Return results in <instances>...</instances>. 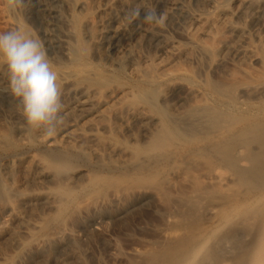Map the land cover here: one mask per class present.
Segmentation results:
<instances>
[{
  "label": "rangeland",
  "instance_id": "rangeland-1",
  "mask_svg": "<svg viewBox=\"0 0 264 264\" xmlns=\"http://www.w3.org/2000/svg\"><path fill=\"white\" fill-rule=\"evenodd\" d=\"M25 1L22 8L11 12L6 0H0V31L21 29L31 33L42 42L47 56L53 60L58 56L55 49L46 44L44 18L34 4ZM256 1L259 2L258 10L253 12L250 8L248 17L242 18L222 14L224 9L232 13L240 10L241 0H178V8L184 12L174 10L168 17L166 29H155L140 43L133 39L123 40L122 55L111 54L107 59L97 57L96 46L106 41L104 28L111 25L108 16L120 18L125 27L133 31L147 25L143 23V16L149 8L162 13L170 0H128L132 8L140 9V19L131 24L122 15L120 0H76L70 13L53 5L57 11L53 33L70 39L77 48L78 60L72 67H54L62 88V103L69 99L64 79L70 74L66 70L72 68L70 75L76 74L79 85L92 84L103 90L96 98L95 109L99 113L87 119H82L79 114L66 118L54 137L29 130L25 122L27 133L7 137L0 147V174L11 190L36 189L31 176L20 168L15 153L23 152L26 154L23 157H44L52 148H58L73 150L91 176L96 180L100 178L94 187L76 188V183L68 189L64 187L74 198L57 211L45 210L38 205L19 207L14 203L12 208H17L20 217L17 219L13 209L0 200V264H137L142 260L141 254L159 249L167 237L175 234L176 223L180 220L178 209L183 194L190 188L187 180L200 173L195 164L224 172L211 154L194 160V156L185 150L202 146L207 139L209 142L215 139L227 141L241 129L249 131L240 139L228 142L238 144L248 137L254 139L255 135H262L264 0ZM80 2L85 6L79 7ZM195 16L200 20L195 22ZM229 21L244 28L242 37L229 33ZM86 23L90 30L88 39L83 29ZM67 25L72 28L69 30ZM223 40H230L235 48L249 47L251 53L239 58L232 48L221 56L216 51ZM167 41L184 53L181 59L161 55L160 49ZM175 85L178 87L172 92L171 87ZM185 86L194 88L197 93L190 104L179 103L180 117L185 120L190 108L195 107L199 109L196 116H202L208 124L194 126V133L187 129L170 132L166 129L172 145L180 151L169 154L170 141L158 150L169 156L150 173L153 176L149 179L152 192L144 198L135 192L142 175L122 173L118 167L123 161L128 162L132 153L150 151L152 138L143 131L141 119L127 115L131 98L123 97L122 92L129 88L132 93L139 94V103H149V112L158 122L154 129L159 131V125H166L175 115L172 105L186 93ZM115 87V93L104 95L106 89ZM215 87L220 92H216ZM8 99L0 96V133L4 136L5 129L13 125V116L19 113L16 101L13 103V99ZM207 114L210 121L205 118ZM65 128L76 129L80 140L68 142L63 139L61 131ZM92 134L99 139L102 157H97L86 146V140ZM167 139L168 134L159 140V145ZM112 147L125 148L128 157L112 154ZM171 155L173 158L168 161ZM102 165L106 168H101ZM9 168L13 169L11 176L6 173ZM205 222L214 225L217 217L211 215ZM41 223L40 229L34 228ZM23 227H28L32 236L24 237L25 247L16 249L11 239L13 235L21 234Z\"/></svg>",
  "mask_w": 264,
  "mask_h": 264
},
{
  "label": "bare ground",
  "instance_id": "bare-ground-1",
  "mask_svg": "<svg viewBox=\"0 0 264 264\" xmlns=\"http://www.w3.org/2000/svg\"><path fill=\"white\" fill-rule=\"evenodd\" d=\"M29 1L34 4V7L44 18L46 44L51 48L53 47L55 54L58 56L51 60L53 66L61 67L62 69L72 67L75 61L77 62L78 60L76 59L77 48L70 39L61 36L57 37L53 33L52 27L57 15L53 5L70 13L73 9V1L76 0ZM120 2L122 15L125 17L134 8L128 3V0H120ZM258 3L256 0H241L240 10L232 13L224 9L222 14L226 17L230 15L242 18L248 17L247 10L251 8L253 12H256ZM78 6L84 7L85 4L80 2ZM178 7V0H170L163 12L167 11L168 17L174 10L183 13L184 9H179ZM107 20L111 25L107 29L104 28L106 41L96 46L97 57L103 59H107L111 54H117L118 57L122 55L123 47L121 43L123 40L133 39L135 43H140L144 38L151 35L153 31L150 30V25L129 31L120 18L108 16ZM199 20V17H194L195 22ZM226 20L228 21L227 18ZM67 28L70 30L72 26L67 25ZM227 28L229 33H234L239 37H242L245 33L244 28L236 26L232 21L228 22ZM83 29H85L84 36L88 39L90 30L87 23L84 24ZM206 34L208 35L209 32L206 31ZM232 48L235 47L230 40H223L220 49L216 52H219L222 56L227 50ZM233 51L239 58L248 56L251 53L250 48L244 46H238ZM160 53L176 60L181 59L184 54L178 51L173 43L169 41L164 43ZM66 71L70 74L73 72L72 68ZM70 74L64 79V83L67 84V96L69 98L63 102L65 117L68 118L79 114L83 117L82 119H87L89 116L99 113L95 109L96 98L102 94L103 90L101 91L99 87L92 84L79 85L77 77L74 76L76 74ZM137 77H140V75H137ZM177 87L176 85L172 86L171 91H175ZM185 87L186 93L179 97L178 103L172 105L175 115L166 125H159V131L154 129L158 122L154 121L155 118L149 112V103H139V94L132 93L129 88H125L122 92L124 94L123 97L130 96L131 98L127 115L131 118L141 119L143 131L146 134H150L149 138H152L149 145L151 147L150 151L149 149L138 150V152L132 153L131 158H127L129 159L128 162L123 161V164L118 167L122 173L142 175L141 184H138L139 186L135 192L144 198L149 197L152 192L151 182L149 181L153 177L150 174L153 172L152 170L160 167L169 154L174 155L180 151V148H177V151L174 144L172 145L169 132L172 129L183 131L187 129L189 132L194 133L192 130L194 126L205 127L208 124L202 116H196L199 109L195 107L190 108V114L185 120L180 117L178 111L179 103L190 104L197 93L194 88ZM115 89L117 88L106 89L104 95L115 93ZM215 91L220 92L216 87ZM1 95L7 96L9 101L13 99L12 102L15 103V99L8 90L6 69L2 64H0ZM123 97L120 100H123ZM205 118L209 121L211 120L208 114ZM12 121L13 125L5 129V136L0 133V147L5 144L4 140L7 137L13 134L24 136L27 133L24 125L25 120L20 113L14 115ZM73 129H63L61 131L63 139L69 140L68 142L80 140L81 136H78L76 129ZM166 129H169V132ZM246 131L249 130H238L228 140L240 139L246 135ZM167 134L168 139L163 140L161 145H159V140ZM207 140L204 145L185 150V152L192 154L194 160L198 156L211 154L212 159H215V162L221 166L220 169L224 170V172L219 170L211 171L205 169V165L195 164L200 173L190 176L187 180L190 188L188 192L183 194L184 198L178 209L180 220L176 223L177 231L167 237L165 243L159 249L141 254L142 260L137 264H264V127L261 136L255 135L254 139H249L248 137L238 144L232 141L228 142V140L221 141L220 139H215V144H213L214 142ZM86 141L89 151H92L97 157L104 156L103 150L98 147L99 139L96 135L92 134ZM168 141L171 142V150L168 151L169 154H162L158 150ZM176 142L174 141L173 143ZM111 149L114 155H125L128 157L125 148L112 147ZM15 156L19 157L20 168H24L27 171L37 188L25 192L18 188L11 190L6 186L0 174V200L9 208H12L15 203L19 207L38 205L45 210L57 211L62 208L65 202L73 200L74 197L71 191L66 190L72 183L77 184L76 188L94 187L95 182L100 178L96 180L91 176V173L86 170L87 166L78 159L81 157H78L73 150L52 148L44 157H23L26 156L23 152H17ZM172 158L171 155L168 161ZM79 162H81V165H79ZM101 168L105 169L106 166L102 165ZM12 171L13 169L9 168L6 173L11 176ZM12 209L16 218L20 219L17 214V208ZM211 215L217 217V223L207 225L205 221ZM41 227L42 223L34 225L36 229ZM26 236H32L28 227H23L21 234L12 236L11 241L16 249L25 247L26 241L24 237Z\"/></svg>",
  "mask_w": 264,
  "mask_h": 264
},
{
  "label": "clouds",
  "instance_id": "clouds-1",
  "mask_svg": "<svg viewBox=\"0 0 264 264\" xmlns=\"http://www.w3.org/2000/svg\"><path fill=\"white\" fill-rule=\"evenodd\" d=\"M6 4L11 12H16L24 6V0H6ZM125 19L129 24L140 19L139 7L132 9ZM167 21V11L157 13L154 8L143 16V23L153 31L166 29ZM0 64L6 69L8 90L28 129L54 137L66 117L59 76L42 42L25 30L0 31Z\"/></svg>",
  "mask_w": 264,
  "mask_h": 264
}]
</instances>
